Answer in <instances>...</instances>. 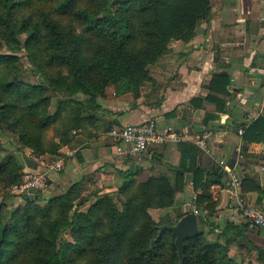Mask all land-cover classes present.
I'll return each mask as SVG.
<instances>
[{
    "label": "trees",
    "instance_id": "1",
    "mask_svg": "<svg viewBox=\"0 0 264 264\" xmlns=\"http://www.w3.org/2000/svg\"><path fill=\"white\" fill-rule=\"evenodd\" d=\"M211 15V0H0V132L16 135L20 143H13L14 150L0 146L6 151L0 154V190L21 178L17 152L28 148L38 156L61 154L74 130L98 124L99 98L109 86L117 94L139 96L146 83L154 82L150 65L170 50V42L189 41L199 22ZM4 45L10 53L1 52ZM21 49L42 84L26 78L16 54ZM229 83L226 72L214 75L206 99L218 113L207 112L205 124L227 110ZM55 93L66 98L52 111ZM242 138L264 144L263 115L244 126ZM199 156L200 148L186 142L179 166L172 168L174 177L160 174L138 181L134 171L128 173L116 194L122 210L110 194L84 208L92 196L83 194L80 181L50 195L45 206L36 204L40 195L34 201L25 197L9 210L2 201L0 264H179L176 236L165 230L158 238V226L173 224L185 213L175 221L157 222L149 209L174 206L185 174L192 173L195 203L211 217L217 206L212 186L224 177L217 163L198 164ZM242 190L256 191L257 201L264 202V187L249 174L242 179ZM205 215L201 222L209 225ZM246 229L228 222L211 240L201 227L185 240L184 264H234L224 244ZM258 251L264 260L262 249Z\"/></svg>",
    "mask_w": 264,
    "mask_h": 264
},
{
    "label": "crops",
    "instance_id": "2",
    "mask_svg": "<svg viewBox=\"0 0 264 264\" xmlns=\"http://www.w3.org/2000/svg\"><path fill=\"white\" fill-rule=\"evenodd\" d=\"M211 3L212 15L199 22L195 35L189 41H171L170 50L150 65L154 82L146 83L139 96L132 92L117 94L113 86L107 88V95L99 98L102 109L98 124L74 133V139L64 146L74 150V156L67 158L61 171L50 172V190L41 192V197L47 199L64 193L78 181L83 183V194L92 198L116 195L132 171L138 181L160 174L174 177L172 168L179 166L182 144L186 142L200 148L198 164L206 166L213 161L219 165L224 159L242 179L249 174L264 187V144L245 143L240 132L254 119L264 116V0H211ZM220 72L230 76L227 110L205 124L207 112L218 113L216 104L206 98L214 75ZM149 118H154L161 128L173 127L180 138L154 145L140 158L115 155L114 140L107 131L113 126ZM204 135H208L205 138L208 150L202 148ZM27 153L17 152L22 170L30 168ZM224 181L223 178L222 183L212 186L217 206L209 219L219 228L217 231L228 222L240 221ZM184 182L174 206L161 212L178 219L179 214L198 209L201 228L200 218L205 209L195 203L198 192L193 174H185ZM244 196L252 203L264 204L257 201L256 191H245ZM24 198L11 202L16 204ZM3 199L0 196V203ZM248 234L256 249L264 253V228L252 229ZM259 259L247 264H264Z\"/></svg>",
    "mask_w": 264,
    "mask_h": 264
},
{
    "label": "built area",
    "instance_id": "3",
    "mask_svg": "<svg viewBox=\"0 0 264 264\" xmlns=\"http://www.w3.org/2000/svg\"><path fill=\"white\" fill-rule=\"evenodd\" d=\"M77 133V131H73ZM243 132V129L240 130ZM107 134L114 140L115 155H133L139 158L151 147L161 143L177 141L180 137L173 127H159L154 118L139 123H127L113 126ZM204 135L202 148L208 150ZM75 151L63 147L61 154L54 156H38L34 153L28 157L38 162V168L22 170L19 181L9 187L11 195L21 198L25 195L39 194L50 190V172L61 171L67 158L74 156ZM219 167L225 179V187L240 215V222L250 228H264V204L250 203L242 190V177L228 161L221 159ZM194 212L200 213L198 209Z\"/></svg>",
    "mask_w": 264,
    "mask_h": 264
},
{
    "label": "rangeland",
    "instance_id": "4",
    "mask_svg": "<svg viewBox=\"0 0 264 264\" xmlns=\"http://www.w3.org/2000/svg\"><path fill=\"white\" fill-rule=\"evenodd\" d=\"M22 38L23 39L25 38V34L22 35ZM1 52L10 53L11 51L7 47V45H4L3 48L1 49ZM16 54H18L20 56V60L22 61V65L24 66V70H25L24 73H25L26 78L29 79L31 82H34L37 84H42L43 82H42L41 76L34 69L31 61L28 59L26 50L21 49L20 51L16 52ZM80 97H83V96H80ZM61 98H63V99L66 98V95H64L62 93H55L52 95V104H51V110L52 111L56 110L57 103H58L59 99H61ZM13 143H16L17 147L20 146V143L18 142L16 135H13V134L7 135L5 133L0 132V146L1 145L5 146L6 150L17 149L16 147L13 146ZM5 152L6 151H0V154L3 155ZM21 152L24 155H26L27 152H28L27 154L30 153V150L28 148H25V149L22 148ZM21 152H19V154H21ZM257 169H259V167H257ZM9 187L7 189H6V187H3L0 190L1 191L0 196H3V198H4L2 201H5V203H6L5 205H6L7 210L14 209L19 204H22L26 201L25 199H22V200H19L18 203H16V204L11 202V200L18 198L19 196L10 195V192H8ZM213 199H214V196H213ZM95 200H96L95 198L89 199L88 203L84 206V208L88 207ZM114 202L119 207V209H121V210L123 209V202L121 199V195H118V196L115 195ZM250 203H252V202H250ZM36 204H38L40 206H45L47 204V199L45 200L43 197H40V199H38V201H36ZM253 204H258V203H253ZM172 207H169V208H172ZM169 208H153L152 207L149 209V213L152 216V218L157 222L177 220L174 217V215H171L168 212H165V213L161 212V210L163 211V209H169ZM165 211H167V210H165ZM202 212L208 213L207 210H205V212L204 211H202ZM53 217L54 216H52V218ZM238 224L239 225H245V224L241 223L240 221L238 222ZM201 227H203V229H205L206 236L211 240H216L217 235H218L219 231L221 230L220 229L218 231L217 230L212 231L209 229L208 225H206L204 222H201ZM105 228H106V226L104 227V229ZM248 228H249V230L246 229L244 235H242V236L232 235L233 238L231 239V241L225 242V244H224L227 247L229 257L232 258V260H233L232 262L234 264H247V262L252 263L253 260L258 259V257H259V251L256 249V246L254 245L255 242L252 239V236L250 234H248V232H251L252 229H257L258 227L257 228L248 227ZM254 251H255V253H254Z\"/></svg>",
    "mask_w": 264,
    "mask_h": 264
},
{
    "label": "water",
    "instance_id": "5",
    "mask_svg": "<svg viewBox=\"0 0 264 264\" xmlns=\"http://www.w3.org/2000/svg\"><path fill=\"white\" fill-rule=\"evenodd\" d=\"M26 162L32 168H36L38 166V162L31 157H27ZM133 167L134 166H132V168ZM25 197H27V199L37 200L39 198V194L25 195ZM205 219L210 222V219L207 215H205ZM210 223L211 225H214V222H210ZM158 227H159L158 238L162 236L165 230H170L171 232L174 233V235L176 236L175 244L177 247L179 264H184L185 249H186L185 240L199 233L200 231L199 214L194 211H190L185 213L175 223L173 224L164 223Z\"/></svg>",
    "mask_w": 264,
    "mask_h": 264
}]
</instances>
